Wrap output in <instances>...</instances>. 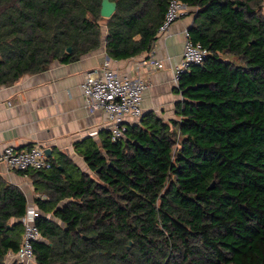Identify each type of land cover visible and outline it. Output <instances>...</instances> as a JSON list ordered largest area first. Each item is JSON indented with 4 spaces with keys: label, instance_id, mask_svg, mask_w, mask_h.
I'll list each match as a JSON object with an SVG mask.
<instances>
[{
    "label": "trees",
    "instance_id": "16d2710c",
    "mask_svg": "<svg viewBox=\"0 0 264 264\" xmlns=\"http://www.w3.org/2000/svg\"><path fill=\"white\" fill-rule=\"evenodd\" d=\"M111 1L104 18L102 0H0V88L103 45L116 61L153 51L171 0ZM181 1L209 55L175 89L174 119L147 113L121 141L77 144L89 173L67 158L20 172L47 197L36 264H264V0ZM27 208L0 176V264Z\"/></svg>",
    "mask_w": 264,
    "mask_h": 264
},
{
    "label": "crops",
    "instance_id": "0c3cea01",
    "mask_svg": "<svg viewBox=\"0 0 264 264\" xmlns=\"http://www.w3.org/2000/svg\"><path fill=\"white\" fill-rule=\"evenodd\" d=\"M193 21L192 16L182 18L158 39L154 50L166 61L167 68L143 71L149 82V88L143 93L145 114L154 112L167 121L174 119L175 105L181 100L175 91L174 68L182 58L184 32ZM107 57L103 45L99 51L85 55L79 61L55 63L43 73L25 76L12 87L0 88V155L6 147L26 151L40 146L52 150L51 158H67L89 173L77 144L85 140L100 144L109 132V123L102 112L90 114L86 110L81 85L89 72L101 70ZM147 57L148 54H143L125 61L111 59V65L119 75L135 78L138 76L137 65ZM128 123L139 122L130 120ZM0 176L6 183L22 190L28 207L37 208L36 199H47L45 194L36 192L29 176H23L2 162Z\"/></svg>",
    "mask_w": 264,
    "mask_h": 264
},
{
    "label": "built area",
    "instance_id": "2783aa9c",
    "mask_svg": "<svg viewBox=\"0 0 264 264\" xmlns=\"http://www.w3.org/2000/svg\"><path fill=\"white\" fill-rule=\"evenodd\" d=\"M197 10L181 0H171L165 20L159 28V38L165 36L170 28L185 17H195ZM209 51L199 42L190 39L189 30L184 32V48L181 60L174 68V84L177 88L183 75L194 65L205 61ZM167 63L157 56L155 50L148 53V57L138 65V76L128 77L119 75L111 65V59L105 58L99 71L89 72L85 77L81 90L84 96V106L90 114L102 112L108 119L112 142L125 138L128 121L139 122L145 115L143 109V93L149 88V82L143 71L165 70ZM0 162L16 172L48 171L52 169L45 149L36 146L26 151H19L15 147H6L0 155ZM41 213L35 206L27 208L26 215L21 219L25 232L22 245L18 253L9 251L5 258L8 262L18 264H34L36 262L34 244L41 240V234L36 221Z\"/></svg>",
    "mask_w": 264,
    "mask_h": 264
},
{
    "label": "water",
    "instance_id": "95a60500",
    "mask_svg": "<svg viewBox=\"0 0 264 264\" xmlns=\"http://www.w3.org/2000/svg\"><path fill=\"white\" fill-rule=\"evenodd\" d=\"M116 9H117V3L116 2L111 1V0H102V7H101V16L102 17L110 18L116 12ZM67 51H68V53H71L72 48L69 47ZM135 145L138 146L137 143H135ZM45 152H46L48 158L52 157V150L51 149H47V150H45ZM210 189L211 190L215 189V183H213L210 186ZM85 239H89V238L85 237ZM131 245H132V243H130V246Z\"/></svg>",
    "mask_w": 264,
    "mask_h": 264
},
{
    "label": "rangeland",
    "instance_id": "374dc122",
    "mask_svg": "<svg viewBox=\"0 0 264 264\" xmlns=\"http://www.w3.org/2000/svg\"><path fill=\"white\" fill-rule=\"evenodd\" d=\"M34 264H36V262Z\"/></svg>",
    "mask_w": 264,
    "mask_h": 264
}]
</instances>
